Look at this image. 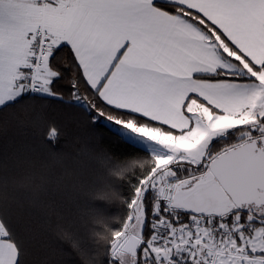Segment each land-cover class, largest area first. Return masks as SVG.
Here are the masks:
<instances>
[{"label": "snow or ice", "instance_id": "6c2138e0", "mask_svg": "<svg viewBox=\"0 0 264 264\" xmlns=\"http://www.w3.org/2000/svg\"><path fill=\"white\" fill-rule=\"evenodd\" d=\"M0 264H264V0H0Z\"/></svg>", "mask_w": 264, "mask_h": 264}, {"label": "trees", "instance_id": "16d2710c", "mask_svg": "<svg viewBox=\"0 0 264 264\" xmlns=\"http://www.w3.org/2000/svg\"><path fill=\"white\" fill-rule=\"evenodd\" d=\"M57 118L68 120V119H74L75 117H70V116H67V115H60V116H58ZM97 131H98L99 133H101L102 135H104L105 140L107 141L108 137H107L106 130L103 129V128H100V129H98ZM80 134L86 136V135H87V130H83V129H81V130H80ZM33 143H34L35 148H36L37 150H39L40 145H39L38 141L33 142Z\"/></svg>", "mask_w": 264, "mask_h": 264}]
</instances>
